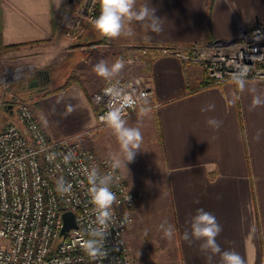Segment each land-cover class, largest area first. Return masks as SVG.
<instances>
[{
	"label": "crops",
	"instance_id": "1",
	"mask_svg": "<svg viewBox=\"0 0 264 264\" xmlns=\"http://www.w3.org/2000/svg\"><path fill=\"white\" fill-rule=\"evenodd\" d=\"M69 2L63 0L57 9L54 0H0V47L15 46L19 58L40 72L37 76L47 72L43 86L63 68L61 80L78 77V84L36 104L37 120L52 139L95 126L97 108L91 95L108 82L93 71L99 61L111 65L123 60L125 68L118 76L122 80L136 77L137 69L150 79L151 112L128 119L129 126L143 134L141 148L128 171L118 167L129 176L133 172L134 189L146 190L147 207L139 208L135 226L125 234L134 264H207L200 242L189 246L183 240L187 221L198 208L213 214L222 226L216 239L223 250L238 252L246 264H264V104L252 107L254 96L264 100V83L248 81L243 92L230 82L199 88L204 76L198 67L168 55L153 57L145 67L137 54L145 45L235 41L241 27L264 26V0H148L162 19L160 34L134 22V35L106 37L93 51L83 50L91 43L83 39L95 30L93 25L76 45L55 35V18ZM143 3L137 0L136 6ZM210 104L213 109L201 111ZM211 118L222 122L218 130L207 124ZM97 134L99 154L114 161L122 156L111 129ZM165 222L174 228L171 240L160 228ZM213 264H220L218 255Z\"/></svg>",
	"mask_w": 264,
	"mask_h": 264
},
{
	"label": "built area",
	"instance_id": "2",
	"mask_svg": "<svg viewBox=\"0 0 264 264\" xmlns=\"http://www.w3.org/2000/svg\"><path fill=\"white\" fill-rule=\"evenodd\" d=\"M73 0L64 14L55 18L57 32L74 37L80 26L91 23L97 0ZM140 56H175L183 63L199 64L211 84L233 83L232 74L247 67V81L264 83V26L255 24L240 29L235 41L202 46L192 44L186 50L171 47L137 48ZM113 81L112 83H116ZM125 90L136 89L147 98L152 93L149 78L137 76L119 81ZM234 84V83H233ZM91 95L96 106L95 126L79 134L52 139L41 129L33 111L25 104L16 105V123L0 131V264H132L126 231L133 222L134 195L111 159L98 156L82 144L99 129L108 107ZM127 109V119L138 115ZM72 159L65 162L64 157ZM96 166L101 175L111 174V190L118 203L113 205V222L105 239L102 258L93 259L81 247V239L95 220V206L88 194V181L82 169ZM71 185L68 193L58 190V181ZM129 197V199H128ZM72 212L75 228L63 235L62 214Z\"/></svg>",
	"mask_w": 264,
	"mask_h": 264
},
{
	"label": "clouds",
	"instance_id": "3",
	"mask_svg": "<svg viewBox=\"0 0 264 264\" xmlns=\"http://www.w3.org/2000/svg\"><path fill=\"white\" fill-rule=\"evenodd\" d=\"M63 0H54L57 9L61 7ZM100 12L91 23L96 31L102 36L114 39L123 36L134 35L132 24L139 22L152 33L160 34L163 31L162 19L155 15L156 9L145 0L140 7H137V0H99ZM125 63L123 60H116L111 65L107 61L101 60L93 66V71L97 76L108 81V86L103 89L102 95L95 97L97 101L105 102L108 107L107 113L101 117L106 126L115 135L122 158L118 157L113 167H123L134 162L137 152L143 142V134L139 127L129 126L127 119V109L134 111L139 105L138 116L143 118L151 112L148 107L150 101L143 93H138L136 89L125 90L120 86L119 81L112 83L113 78L118 77ZM247 67L238 68L232 74V81L243 92L247 88ZM254 91V90H253ZM264 104L260 96H254L252 107ZM214 108V105H207L201 108L202 112H207ZM71 111V107L69 108ZM207 124L213 129H219L222 122L214 118L208 119ZM259 139V135L257 136ZM72 159L71 154L64 157L65 162ZM127 169V168H126ZM88 181V194L95 206V220L89 228L87 239H81V247L91 258L98 259L106 255L104 243L109 235L110 225L113 222V205L117 204L116 194L111 190L110 184L113 177L111 174L101 175L96 166L90 169H82ZM128 171V170H127ZM70 184H65L61 179L58 181V190L68 193ZM129 199V197H128ZM188 227L183 233V240L191 246L199 241V248L202 253L207 254V264H213L214 256L220 257V264H246L245 258L234 250H223L217 242V236L222 231V226L216 217L203 208H198L196 214L187 221ZM163 236L169 240L173 238L174 228L167 222L160 225Z\"/></svg>",
	"mask_w": 264,
	"mask_h": 264
},
{
	"label": "rangeland",
	"instance_id": "4",
	"mask_svg": "<svg viewBox=\"0 0 264 264\" xmlns=\"http://www.w3.org/2000/svg\"><path fill=\"white\" fill-rule=\"evenodd\" d=\"M73 2H76V1L73 0ZM69 3L67 4L66 7L63 8V10H62V12H60V14L61 13L64 14L63 11H65L67 8L71 9V7L76 6V3H74L73 5H69ZM96 4H97L96 5L97 9H96L95 17L98 16L97 15L98 9L100 8L99 0H97ZM91 25H92V23L83 24L82 26H80V28L78 30L79 33L71 38V37L65 36L61 32H57V24L55 22V35L58 37L65 38V39L69 40L72 44L76 45L79 43L83 33L85 31L87 32L89 27L91 29ZM105 38L106 37L102 36L98 31L92 30L91 34L87 35L83 39V41H90L91 42L87 47L83 48V50L89 49V50L93 51V50L98 49V44L102 43L105 40ZM200 45L205 46V44H200ZM190 46L191 45H188L185 47L174 46L171 48H173L174 50L181 51V50L188 49ZM78 49H80V47H78ZM75 52H77V51H75ZM19 56H20V52L17 49H7V50L1 49L0 50V131L2 130V127L6 124L16 123V121H17L16 120V105L18 103L25 104L29 108H31L33 111V114L37 120L36 104H37L39 98H41L42 95L46 91L51 90V89H55L58 86H60L62 84V82H60V81L65 82L67 80V78H63V80H61L62 78L60 75H63V73L66 71L65 68H63L62 70H58L56 73L52 74L50 76V81L48 82V84L43 86L42 83H44L45 80L41 79L40 76H37V73L34 71V69L32 67L28 66L26 61H24L23 58H19ZM184 64L194 65V66L198 67L199 69H201V71L203 73L204 80L208 79L205 71L203 70V68L199 64H193V63H184ZM46 74H47V72H46ZM137 76L138 77L143 76L141 74L140 69H137L136 77ZM122 79H124V78L123 77H117V78H113V81H120ZM34 82H36L37 85L32 86L31 84ZM106 84H108V82ZM99 90L95 91L94 93L98 92ZM94 93H92V95ZM37 121H39V120H37ZM40 127H41V125H40ZM41 129H42V127H41ZM90 137L91 138H89V139L82 140V144L84 146H86L87 148L91 149L92 151H94L98 156L105 157V158L112 160L111 157L101 155L97 152V149H96L97 148L96 143L98 142L97 132H95ZM94 145L96 147H94ZM118 157H120V156H117V158ZM120 158H122V156ZM112 161L114 162V160H112ZM126 168H129L128 164L126 165ZM122 174L124 176V179H125L128 187H129V189L132 191V193L134 195V199H135L134 208H133V222L128 227V229H129L130 227L132 228L135 226V223L137 221V215L139 212V208L141 207L144 209L145 207H147V206H145V203H144V198H145L144 195L146 193L145 192L146 190L141 188V191H139L140 189L137 190V189H134L132 187V185H133L132 181L134 180V178L132 177L133 172L130 174V176L127 174V172L122 173ZM140 176H142V174H138V180L140 179ZM128 177H129V180L131 181L129 183H128ZM140 201H142V205L140 204ZM159 207H161V206H159ZM126 241H127V239H126ZM127 244H128V242H127ZM128 247H130L129 244H128ZM129 255H130L132 264H134L136 257L133 254V252L130 250V248H129Z\"/></svg>",
	"mask_w": 264,
	"mask_h": 264
},
{
	"label": "trees",
	"instance_id": "5",
	"mask_svg": "<svg viewBox=\"0 0 264 264\" xmlns=\"http://www.w3.org/2000/svg\"><path fill=\"white\" fill-rule=\"evenodd\" d=\"M144 47H147L149 50H151L152 48H154V47H156V46H146V45H145ZM14 48H15V46L0 47V50H1V49H6V50H7V49H14ZM141 57H142V59H143V63H144V65H145V67H146V65H147L149 62H151V60H152V57H151L150 55H145V56H141ZM37 74H40V72L38 71ZM78 83H79V80H78L77 77H75V76H70V77L67 78V80H66L65 82H63V83H62L60 86H58L57 88L46 91V92L42 95V97H45V96H47V95H49V94H52V93L61 92V91L65 90L67 87H69L70 85L78 84ZM208 85H212V84H211V81H210L209 79L204 80V81L201 83V85L199 86V88H201V87H206V86H208Z\"/></svg>",
	"mask_w": 264,
	"mask_h": 264
},
{
	"label": "water",
	"instance_id": "6",
	"mask_svg": "<svg viewBox=\"0 0 264 264\" xmlns=\"http://www.w3.org/2000/svg\"><path fill=\"white\" fill-rule=\"evenodd\" d=\"M71 1V0H70ZM74 216L72 212H64L62 214V228L60 230V234L63 235L71 228H75Z\"/></svg>",
	"mask_w": 264,
	"mask_h": 264
},
{
	"label": "flooded vegetation",
	"instance_id": "7",
	"mask_svg": "<svg viewBox=\"0 0 264 264\" xmlns=\"http://www.w3.org/2000/svg\"><path fill=\"white\" fill-rule=\"evenodd\" d=\"M40 78H41V79H44V80H47V79H48V76H47V74H42V75L40 76Z\"/></svg>",
	"mask_w": 264,
	"mask_h": 264
}]
</instances>
